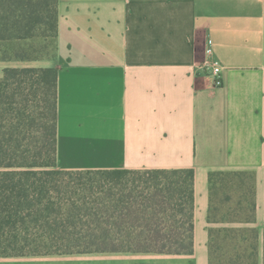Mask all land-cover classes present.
<instances>
[{
    "label": "crops",
    "instance_id": "0c3cea01",
    "mask_svg": "<svg viewBox=\"0 0 264 264\" xmlns=\"http://www.w3.org/2000/svg\"><path fill=\"white\" fill-rule=\"evenodd\" d=\"M57 12L53 55L20 65L57 68V167L192 168L194 251L47 264H209L220 170L255 173L262 264L264 0H57Z\"/></svg>",
    "mask_w": 264,
    "mask_h": 264
},
{
    "label": "trees",
    "instance_id": "16d2710c",
    "mask_svg": "<svg viewBox=\"0 0 264 264\" xmlns=\"http://www.w3.org/2000/svg\"><path fill=\"white\" fill-rule=\"evenodd\" d=\"M57 22V0H0V61L40 59L22 49L47 37L52 39V56ZM56 152L57 68L4 67L0 257L193 254L192 168L68 170L57 167ZM208 181L207 222L218 220L221 203L230 202L229 192L234 191L235 205L225 210L223 219L241 224L224 226L216 235L208 228L209 264H259L255 173L213 171Z\"/></svg>",
    "mask_w": 264,
    "mask_h": 264
},
{
    "label": "rangeland",
    "instance_id": "374dc122",
    "mask_svg": "<svg viewBox=\"0 0 264 264\" xmlns=\"http://www.w3.org/2000/svg\"><path fill=\"white\" fill-rule=\"evenodd\" d=\"M33 44L29 46H25L22 49V52H26L30 55V57L36 55L39 56L40 59H37L35 61H18V62H12V61H0V74L2 69L5 67L6 64L9 66H20L22 64H33V63H43L46 59H49V53L53 50L52 49V39L50 37L47 38H39L36 41L32 42ZM21 67V66H20ZM229 195L232 197V200L230 202L223 201L224 203H221L220 205V213L218 212V220L216 222L208 223V228H210L216 235L218 230L224 226L228 227H238L241 226L240 223L234 222V223H228L225 216V210L228 209L230 206H234V202L236 200L235 192H229ZM256 196V195H255ZM256 211H257V201H256ZM234 220V219H232ZM218 252V250H217ZM123 254H130L128 252H121ZM117 255L116 253H88V254H69V255H50V256H29V257H0V264H47V263H76V261L80 262H88L91 261V263H103V262H109L108 257ZM73 260L72 262H69Z\"/></svg>",
    "mask_w": 264,
    "mask_h": 264
},
{
    "label": "built area",
    "instance_id": "2783aa9c",
    "mask_svg": "<svg viewBox=\"0 0 264 264\" xmlns=\"http://www.w3.org/2000/svg\"><path fill=\"white\" fill-rule=\"evenodd\" d=\"M206 56V66L210 69L213 75L217 76L221 71V66L218 61L213 59V49L210 40L208 41V47L206 48Z\"/></svg>",
    "mask_w": 264,
    "mask_h": 264
}]
</instances>
